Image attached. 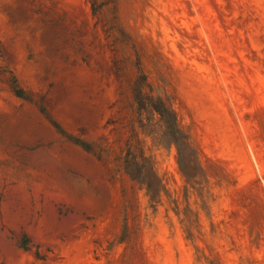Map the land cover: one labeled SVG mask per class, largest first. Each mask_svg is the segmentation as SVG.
<instances>
[{
	"label": "rangeland",
	"instance_id": "374dc122",
	"mask_svg": "<svg viewBox=\"0 0 264 264\" xmlns=\"http://www.w3.org/2000/svg\"><path fill=\"white\" fill-rule=\"evenodd\" d=\"M0 264H264V0H0Z\"/></svg>",
	"mask_w": 264,
	"mask_h": 264
},
{
	"label": "trees",
	"instance_id": "16d2710c",
	"mask_svg": "<svg viewBox=\"0 0 264 264\" xmlns=\"http://www.w3.org/2000/svg\"><path fill=\"white\" fill-rule=\"evenodd\" d=\"M99 8H100V5L95 6L93 9L94 13H96ZM15 93L19 95L20 92L16 90ZM134 98L137 101H139L141 109L147 107L159 115V117L166 124L168 131H169V135L172 138H174L176 142L178 141L177 148L179 152L186 153L188 155L192 154L193 150L187 141V136L178 127V123L176 121V117H175L173 110L160 99H154L151 95L146 94V92L144 91V84L142 81L136 84V87L134 90ZM54 127H57V126H54ZM143 160L144 158L142 155L137 156L135 153H133L130 156L128 154V157L125 158V169L126 170L130 169V171H132L131 173H136L137 175H139L141 174L140 170L142 168ZM131 173H130L131 179L135 180V178L132 176ZM148 175L149 177L145 181H141V184L146 187V190L151 195V197L155 198L159 191V188H158L159 179L153 172L151 165L149 167Z\"/></svg>",
	"mask_w": 264,
	"mask_h": 264
}]
</instances>
